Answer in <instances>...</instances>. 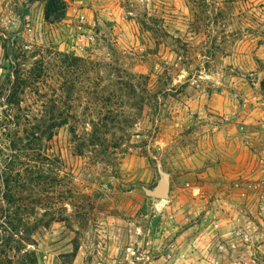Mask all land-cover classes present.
<instances>
[{"label":"rangeland","instance_id":"obj_1","mask_svg":"<svg viewBox=\"0 0 264 264\" xmlns=\"http://www.w3.org/2000/svg\"><path fill=\"white\" fill-rule=\"evenodd\" d=\"M64 1L0 0L9 255L264 264V0Z\"/></svg>","mask_w":264,"mask_h":264},{"label":"trees","instance_id":"obj_2","mask_svg":"<svg viewBox=\"0 0 264 264\" xmlns=\"http://www.w3.org/2000/svg\"><path fill=\"white\" fill-rule=\"evenodd\" d=\"M67 9L68 5L64 0H45L44 19L49 24L59 23L64 19ZM33 136L34 135L32 134V137ZM17 210L24 211L25 208L18 207ZM1 211L3 212V214L0 216V222L2 224L13 220V217H11V215L14 214L13 210L5 207L0 208V212ZM2 224H0V264H38L37 258L33 253H24V255L21 256L9 255V253L12 251L10 247L11 243H15V238L17 237L14 238L13 236H10V232H8Z\"/></svg>","mask_w":264,"mask_h":264},{"label":"water","instance_id":"obj_3","mask_svg":"<svg viewBox=\"0 0 264 264\" xmlns=\"http://www.w3.org/2000/svg\"><path fill=\"white\" fill-rule=\"evenodd\" d=\"M170 184L168 180L160 181L153 190H146V194L153 199L168 198Z\"/></svg>","mask_w":264,"mask_h":264}]
</instances>
